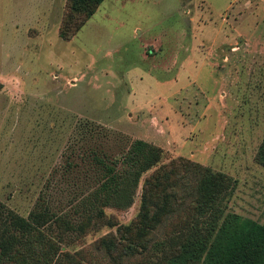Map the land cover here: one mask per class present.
Instances as JSON below:
<instances>
[{"label": "rangeland", "instance_id": "rangeland-1", "mask_svg": "<svg viewBox=\"0 0 264 264\" xmlns=\"http://www.w3.org/2000/svg\"><path fill=\"white\" fill-rule=\"evenodd\" d=\"M65 3L0 0V200L24 217L39 203L68 212L94 184L93 154L140 138L161 148L155 167L182 157L230 175L227 210L263 222L264 0H103L68 40ZM151 171L130 206L105 208L118 224ZM115 230L62 242L94 264L89 245Z\"/></svg>", "mask_w": 264, "mask_h": 264}, {"label": "trees", "instance_id": "trees-1", "mask_svg": "<svg viewBox=\"0 0 264 264\" xmlns=\"http://www.w3.org/2000/svg\"><path fill=\"white\" fill-rule=\"evenodd\" d=\"M103 0H66L58 29L68 40ZM159 146L135 138L118 154H93L94 184L68 212L39 203L22 216L0 200V264H82L65 249L63 235L116 226L89 245L87 252L122 264L137 256L156 264H264V221L227 210L235 189L228 174L182 157L155 167ZM255 159L264 166V136ZM155 167V168H154ZM140 207L127 224H118L106 207L127 208L140 179ZM186 215L170 234V226ZM100 257V258H99Z\"/></svg>", "mask_w": 264, "mask_h": 264}]
</instances>
